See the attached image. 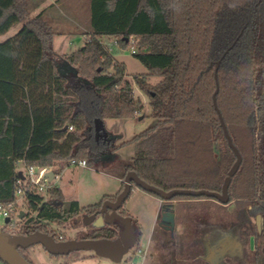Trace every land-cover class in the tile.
Here are the masks:
<instances>
[{"label":"trees","instance_id":"trees-1","mask_svg":"<svg viewBox=\"0 0 264 264\" xmlns=\"http://www.w3.org/2000/svg\"><path fill=\"white\" fill-rule=\"evenodd\" d=\"M90 9L92 34L63 57L55 53V29L42 13L0 42V202L16 198L20 161L55 171L71 158L88 165L111 159L118 146L109 134L96 137L94 120L138 115L143 102L134 94L136 84L149 93L157 123L130 140L140 149L125 173L133 170L165 190H220L236 155L215 107L218 88L217 106L242 155L230 196L264 214V0H90ZM27 15V0H0V36ZM132 36L139 38L133 54L146 75L128 76L115 58ZM103 37H115L116 48ZM152 75L162 79L151 84ZM28 204L9 232L56 237L62 233L53 224L65 225L101 202L73 200L65 208L55 185L45 196L31 195ZM116 224L86 237H114L123 228ZM135 229L140 239L142 230ZM179 264L196 263L186 258Z\"/></svg>","mask_w":264,"mask_h":264},{"label":"rangeland","instance_id":"rangeland-1","mask_svg":"<svg viewBox=\"0 0 264 264\" xmlns=\"http://www.w3.org/2000/svg\"><path fill=\"white\" fill-rule=\"evenodd\" d=\"M38 3H41V0H27L28 15L25 21L16 24L6 34L1 35L0 42L15 35L24 22L34 16V6ZM44 13V17L50 23L54 22L53 24H55L54 26L51 23L55 29L54 49L58 57L72 53L84 44L80 38L74 45H69V39L70 35L81 37L80 26H85L86 22L91 19L90 0H70V2L62 0L58 8L47 6ZM138 42L139 38L135 44L128 43L124 48L117 47L115 53L116 60L125 64L128 76L148 73L147 67L133 54V49L138 48ZM113 48H116V45ZM161 79L162 77L158 75L148 76V82L151 84H156ZM134 94L140 97L143 102V107L138 115L134 118H105L103 120L105 130L114 139L115 146H118L111 159L87 166L67 165L63 162L61 167L56 168L55 173L60 175V178L55 181V185L63 192L65 208H68L73 200H77L81 205L97 203L105 194L115 193L121 187L125 165L132 161L140 149L137 142H130V140L157 123V119L151 115L152 106L149 93L134 84ZM126 141L129 142L121 145ZM18 168L23 170V164L19 163ZM161 201L162 199L155 194L133 185L126 207L134 218L136 228H141L142 236L139 242L136 241L134 247L122 251L119 261L103 257L95 250L54 256L39 243L24 249L23 254L33 264H179L186 258L199 264L198 262L203 259L201 256L206 255L207 248L204 242L199 240L204 232L203 223L208 216L218 218L223 216L218 205L212 202H201L200 204L181 202L178 204L177 217L184 224H180V227L177 226L175 237L170 240L166 239L168 233L165 234L161 229L158 231L160 239L154 236L156 217ZM20 209L26 210L27 208L22 205ZM14 219L19 223L22 218L16 216ZM228 219L232 220V215H229ZM3 221L0 220V225L3 224ZM53 227L69 237H74L89 229L82 224L75 223L74 218L66 222L65 225L59 227L57 224H53ZM180 229H183L184 232H181ZM5 230L9 231V228H5ZM217 257V255L213 258L210 257V260L216 262Z\"/></svg>","mask_w":264,"mask_h":264},{"label":"water","instance_id":"water-1","mask_svg":"<svg viewBox=\"0 0 264 264\" xmlns=\"http://www.w3.org/2000/svg\"><path fill=\"white\" fill-rule=\"evenodd\" d=\"M221 59L218 63H220ZM70 75H75V72H70ZM218 92V88L216 93ZM216 93L214 94V103L218 111L221 125L223 127L226 138L230 147L233 149L237 159L230 168L228 175L226 176L222 191H213L209 189H190V188H174L171 190H165L160 187H157L153 184L148 183L139 177V175L131 170L127 172L124 178V189L118 195L115 202L105 201L101 211L105 213L104 215H99L96 218V214L79 216L78 220L83 219L85 224H90L95 219V225L101 227L104 223H112L114 219L118 220L121 224L124 225L123 231L115 239L110 238H97V239H75L70 238L66 240H57L55 237L49 233L42 231H35L28 234L21 233H11L5 228L0 226V259H2L7 264H33L30 260L21 253L20 249H26L35 244H41L49 253L53 255H66L73 251L79 250H95L103 257L109 258L113 261H119L120 255L123 250L126 248H132L136 242L135 228L133 226L131 216H123L117 212L119 206L131 193L133 185H137L142 189L157 194L165 200H170L176 195H188V196H208L214 197L222 202H227L229 200L228 187L231 183L232 177L235 175L239 169L242 162V155L239 149L233 143V138L230 135L226 123L224 122L223 116L217 106L216 102ZM68 126H65V129ZM94 128L96 137H105L107 138L108 133L104 127L103 119L97 117L94 120ZM53 171H48L46 176L51 180L53 178ZM22 175V173H20ZM108 207L112 209L111 212H108ZM25 212L22 210L19 214L20 218H23ZM174 212H169L168 216H163L164 221L171 222V225H174ZM10 218L7 217L5 222L8 223Z\"/></svg>","mask_w":264,"mask_h":264},{"label":"flooded vegetation","instance_id":"flooded-vegetation-1","mask_svg":"<svg viewBox=\"0 0 264 264\" xmlns=\"http://www.w3.org/2000/svg\"><path fill=\"white\" fill-rule=\"evenodd\" d=\"M126 174L127 172L125 173V175ZM124 178L125 176L122 178L123 182H122L121 187L115 193H107L103 196V198L99 201L101 202V204L98 208L90 209L88 211H83L78 216H76L75 223L82 224L84 227L89 228V229L84 230L83 232L79 234H76V236L74 237H69L62 233V234L57 235L55 239L66 240L70 238H75V239H86V238L115 239L117 238L124 229V225L121 224L118 220L114 219L112 223L110 224L104 223L103 226L98 227L95 225V219L90 224H85L83 219L78 220V217L83 216L84 214H87L89 216L96 214V218L99 215H104L105 213L101 211L104 202L105 201H110V202L116 201L118 195L124 189V185H125ZM222 187H223V184L220 190H213V191L221 192ZM229 187H228V193H229ZM130 195L131 193L117 209V212L125 217L126 216L132 217L131 213L126 207V202L128 198L130 197ZM155 195L161 198L159 195L157 194ZM105 196H108V197L105 198ZM206 197L212 200H202L201 202H212L214 204H217L219 211L221 212L223 216L219 218L216 216H208L205 219V222L203 223V231H204L203 236L202 238H199V240L200 241L202 240L204 242V245L207 248L205 250L206 255L204 257L201 256V258L208 261L209 264H216V263L217 264H264V214L263 212L258 211L253 203L248 202L247 199L241 196L231 198L230 193H229V200L227 202H222L214 197H208V196ZM161 199H162V204L160 206V210L156 217V224H155L154 230L158 229L159 231V229H161L163 232H165V234L168 233L167 234L168 238L166 239L171 240L172 238L175 237V230L177 226H179L180 224L181 225L184 224L177 217L178 210H179L177 205L180 204L181 202L188 203V204H200L201 202L196 203V202H193V200H177V199H174V197L170 200H165L163 198ZM111 211L112 209L108 207V212H111ZM123 212H127L129 214L125 215L123 214ZM169 212L175 213L174 225H171V222L169 221L163 220V216L167 217ZM229 215H232L233 217L232 220L228 219ZM117 222L120 223L123 226V228L114 237H96V238L86 237L88 233L93 232L99 228L109 227L110 229H115L117 226L116 224ZM132 222L135 228L133 217H132ZM215 230L218 231V235L214 239H211L209 237V234ZM180 231L184 232L183 229H180ZM135 235H136V241L138 240L139 242L140 239L137 238L136 229H135ZM155 238L160 239L159 232H158V235L155 236ZM79 251H85V250H79ZM79 251H73V252H79ZM216 255L218 256L217 257L218 259L215 260L216 262L211 261L210 257L213 258Z\"/></svg>","mask_w":264,"mask_h":264},{"label":"built area","instance_id":"built-area-1","mask_svg":"<svg viewBox=\"0 0 264 264\" xmlns=\"http://www.w3.org/2000/svg\"><path fill=\"white\" fill-rule=\"evenodd\" d=\"M138 38L132 36L129 38V43L135 44ZM115 45L118 44L117 40L114 41ZM137 49H133L135 52ZM72 129V127H70ZM67 165H80L87 166L85 159L71 158L64 161ZM24 166V169H20L22 175L17 179L16 198L8 203L0 202V220H4L0 226L7 228L16 223L14 217L19 216L23 210L25 213L29 211V197L33 194H39L45 196L50 188L55 186V181L60 178V175L56 174L52 166H39L30 165L25 161H20ZM53 171V178L50 180L46 173ZM22 205L26 206L25 209H20ZM9 217L10 221L5 222V219Z\"/></svg>","mask_w":264,"mask_h":264},{"label":"crops","instance_id":"crops-1","mask_svg":"<svg viewBox=\"0 0 264 264\" xmlns=\"http://www.w3.org/2000/svg\"><path fill=\"white\" fill-rule=\"evenodd\" d=\"M61 1L62 0H41V3H38V4H36L34 6V11H35L34 12V16L36 14H38V13H42V15L45 16L44 9H46L47 6H54L55 8H58L59 5L61 4ZM67 1L70 2V0H67ZM51 23L53 24L54 22H51ZM53 25L55 26V24H53ZM80 27H81V31H80L79 34H81V37H76L75 35H73V36L70 35L69 45H74V43L76 41H79L80 38H82L81 39L82 42H85L86 37L88 35L92 34V30H91V27H90V20L88 22H86L85 26H80ZM71 31H69V32L72 33ZM115 40H116L115 37H103V38L100 39L101 42H104V43L108 44L111 50H113V47L115 45V43H114ZM69 54H71V53H69ZM122 182H123V180H122ZM161 204H162V201L160 202L159 206H161ZM217 235H218V231L215 230V231H213L212 233L209 234V237L211 239H214L215 237H217ZM0 264H3V262L0 261Z\"/></svg>","mask_w":264,"mask_h":264}]
</instances>
